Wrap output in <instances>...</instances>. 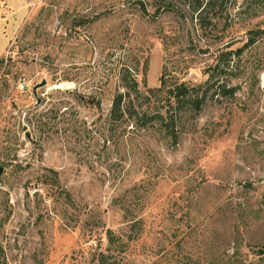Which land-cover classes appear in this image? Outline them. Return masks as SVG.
I'll list each match as a JSON object with an SVG mask.
<instances>
[{"label":"rangeland","instance_id":"1","mask_svg":"<svg viewBox=\"0 0 264 264\" xmlns=\"http://www.w3.org/2000/svg\"><path fill=\"white\" fill-rule=\"evenodd\" d=\"M199 2L0 0V264H264V0Z\"/></svg>","mask_w":264,"mask_h":264},{"label":"trees","instance_id":"2","mask_svg":"<svg viewBox=\"0 0 264 264\" xmlns=\"http://www.w3.org/2000/svg\"><path fill=\"white\" fill-rule=\"evenodd\" d=\"M198 5L200 0H194ZM211 0H207L209 4ZM146 61L143 63L144 74ZM129 76V75H128ZM128 76L122 78V87L124 92H116L110 102L108 117L110 120L130 123L131 127L143 128L151 123H157L166 136L174 138V124L180 118V112L184 104H191L193 108H197L198 101L189 97V88L184 84H175L174 80H165L160 77L157 88L147 89L144 94L136 90L137 83ZM129 92H132L133 97ZM138 104L133 105V102ZM143 102V103H140ZM167 109L162 111V104ZM112 128V127H111ZM111 130V129H110ZM108 129V131H110ZM100 262L102 255L100 254Z\"/></svg>","mask_w":264,"mask_h":264},{"label":"water","instance_id":"3","mask_svg":"<svg viewBox=\"0 0 264 264\" xmlns=\"http://www.w3.org/2000/svg\"><path fill=\"white\" fill-rule=\"evenodd\" d=\"M43 85H44V83L41 82V83L37 84L36 86H34L33 89H32V94L34 95V90H35L36 88H39V87H41V86H43ZM0 172H1V170H0Z\"/></svg>","mask_w":264,"mask_h":264}]
</instances>
